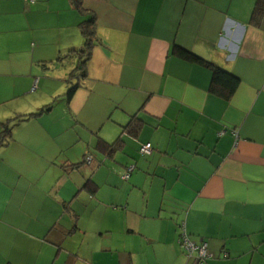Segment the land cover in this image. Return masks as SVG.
Returning a JSON list of instances; mask_svg holds the SVG:
<instances>
[{"label": "crops", "instance_id": "1", "mask_svg": "<svg viewBox=\"0 0 264 264\" xmlns=\"http://www.w3.org/2000/svg\"><path fill=\"white\" fill-rule=\"evenodd\" d=\"M257 1L81 0V11L0 0V133L11 128L0 145V264H264ZM89 15L85 76L66 100ZM174 45L237 77L232 96L213 94L211 70ZM100 141L119 146L109 155ZM182 223L207 243L205 262L186 257Z\"/></svg>", "mask_w": 264, "mask_h": 264}, {"label": "trees", "instance_id": "2", "mask_svg": "<svg viewBox=\"0 0 264 264\" xmlns=\"http://www.w3.org/2000/svg\"><path fill=\"white\" fill-rule=\"evenodd\" d=\"M70 1L76 8L81 9V11H83L81 8L82 7L81 0H70ZM263 10H264V0H258L255 6V9H254L253 19L257 20L261 12H263ZM81 33L84 36V47L82 50L77 51L79 59H78L77 65L72 69L69 75L68 83L70 85L68 86V89L64 93V97L66 100H69L72 97L76 88L80 85L79 80H81V78L85 76L84 66L89 57V50H90L89 47H90V43L92 42V38L94 36V18L92 15H89L88 19L84 20L81 23ZM173 53L186 60L202 64L211 70L212 76H211L210 91L213 94L218 95L226 100L232 96L239 82L237 77L227 72L226 70L209 63L208 61L202 59L196 54L186 49H183L181 47H178L176 45H174L173 47ZM53 104L54 103L48 104L43 109H41L39 112L29 113L21 117L29 118L31 116L39 115V113L49 110L53 106ZM15 118L19 120L20 116L15 117ZM9 123L10 121H6L2 123V130L0 133V145L3 144L4 141H6L7 138L10 136L11 128L9 126ZM126 128L127 130H129V132L138 131L140 128L138 119L136 117L133 118L131 123ZM97 145H98L97 146L98 148L103 149V151L111 155L112 152H114L117 149V147L119 146V143L114 142L113 144L109 145L105 143L104 141H100L98 142ZM84 162L86 163V158L84 159ZM74 166H78V164ZM86 185L91 190L94 188L93 183L91 181L87 182Z\"/></svg>", "mask_w": 264, "mask_h": 264}, {"label": "built area", "instance_id": "3", "mask_svg": "<svg viewBox=\"0 0 264 264\" xmlns=\"http://www.w3.org/2000/svg\"><path fill=\"white\" fill-rule=\"evenodd\" d=\"M152 151V147L149 143H146L141 146L140 152L142 154H150ZM86 161L90 163L92 161V156L87 155ZM134 169V165H129L126 167L125 173L123 174V178L127 179L130 172ZM179 242L184 249L185 255L188 259H192L195 262L203 263L206 259L210 258V253L207 249V243L204 241L201 242H195L192 240L190 235L185 229V224L182 223L180 225V236H179Z\"/></svg>", "mask_w": 264, "mask_h": 264}]
</instances>
